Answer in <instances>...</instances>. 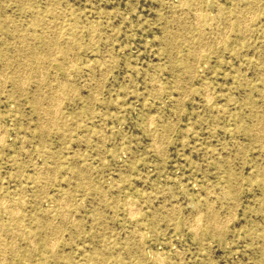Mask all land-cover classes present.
Instances as JSON below:
<instances>
[{
    "label": "rangeland",
    "instance_id": "obj_1",
    "mask_svg": "<svg viewBox=\"0 0 264 264\" xmlns=\"http://www.w3.org/2000/svg\"><path fill=\"white\" fill-rule=\"evenodd\" d=\"M0 240L264 264V0H0Z\"/></svg>",
    "mask_w": 264,
    "mask_h": 264
},
{
    "label": "bare ground",
    "instance_id": "obj_2",
    "mask_svg": "<svg viewBox=\"0 0 264 264\" xmlns=\"http://www.w3.org/2000/svg\"><path fill=\"white\" fill-rule=\"evenodd\" d=\"M245 13H247V12H245ZM58 52V51H57ZM50 59V58H49ZM26 71V70H25ZM24 74H22V76H23ZM52 100V99H51ZM53 102V101H52ZM56 103V102H55ZM39 105V104H38ZM53 106V105H52ZM39 107V106H38ZM54 108V107H53ZM132 208V207H131ZM133 209V208H132ZM130 212V211H129ZM133 211H131V213H132ZM133 214V213H132ZM1 241V240H0ZM2 247V246H1Z\"/></svg>",
    "mask_w": 264,
    "mask_h": 264
}]
</instances>
